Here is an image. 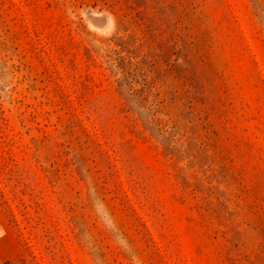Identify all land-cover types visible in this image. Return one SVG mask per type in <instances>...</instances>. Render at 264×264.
I'll use <instances>...</instances> for the list:
<instances>
[{
	"label": "rangeland",
	"instance_id": "rangeland-1",
	"mask_svg": "<svg viewBox=\"0 0 264 264\" xmlns=\"http://www.w3.org/2000/svg\"><path fill=\"white\" fill-rule=\"evenodd\" d=\"M4 264H264V0H0Z\"/></svg>",
	"mask_w": 264,
	"mask_h": 264
},
{
	"label": "crops",
	"instance_id": "crops-1",
	"mask_svg": "<svg viewBox=\"0 0 264 264\" xmlns=\"http://www.w3.org/2000/svg\"><path fill=\"white\" fill-rule=\"evenodd\" d=\"M19 258L7 227L0 222V264L13 263Z\"/></svg>",
	"mask_w": 264,
	"mask_h": 264
}]
</instances>
